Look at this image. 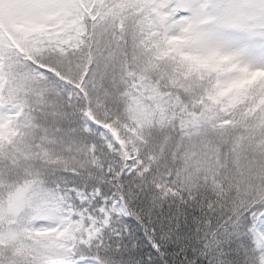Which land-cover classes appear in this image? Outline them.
Instances as JSON below:
<instances>
[{
    "label": "snow or ice",
    "instance_id": "1",
    "mask_svg": "<svg viewBox=\"0 0 264 264\" xmlns=\"http://www.w3.org/2000/svg\"><path fill=\"white\" fill-rule=\"evenodd\" d=\"M0 264H264V0H0Z\"/></svg>",
    "mask_w": 264,
    "mask_h": 264
}]
</instances>
